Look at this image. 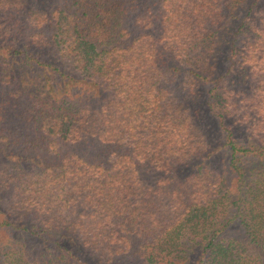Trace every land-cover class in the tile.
<instances>
[{
  "label": "trees",
  "instance_id": "trees-1",
  "mask_svg": "<svg viewBox=\"0 0 264 264\" xmlns=\"http://www.w3.org/2000/svg\"><path fill=\"white\" fill-rule=\"evenodd\" d=\"M0 264H264V0H0Z\"/></svg>",
  "mask_w": 264,
  "mask_h": 264
}]
</instances>
